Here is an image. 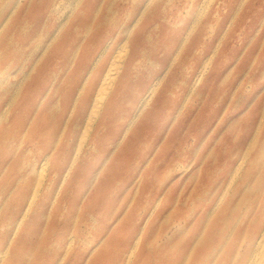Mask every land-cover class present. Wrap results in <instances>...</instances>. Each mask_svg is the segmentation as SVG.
Segmentation results:
<instances>
[{"label": "bare ground", "instance_id": "6f19581e", "mask_svg": "<svg viewBox=\"0 0 264 264\" xmlns=\"http://www.w3.org/2000/svg\"><path fill=\"white\" fill-rule=\"evenodd\" d=\"M118 1H125L127 8L124 12L119 10ZM211 1L202 0V5ZM179 2L181 4L178 6ZM198 2L199 0H0V264H131L140 254L150 256L154 250L170 248L176 237L189 232L188 229L191 231L192 241L180 246L181 251L187 250L186 256L176 257L172 264H195V257L209 248L214 223L217 226L219 222L215 220L212 230L197 244V236L203 233L200 230L212 223L214 212L221 206L231 183L239 175L249 156V148L264 142V67L254 75L261 81V87L256 99L252 98L254 101L249 109L251 115L246 119V124L240 116L239 121H233L229 136L234 134L235 139H229V136L225 138L228 145L225 153L220 151L222 154L216 155L211 143L200 152L201 144L206 145V141L199 143L195 148L197 164L185 176L180 192L171 195L170 190H167V193H161L158 198H150L146 202V215L140 225L128 224V215L126 218L124 214L129 204L145 187L136 180V175L139 179L142 178L139 175L143 174V170L138 166L144 161L140 159L136 162L133 168L135 179L133 177L117 181L116 177V171L129 161L128 150L136 148L144 137L143 124L148 123L155 115V111L149 110V106L162 79L156 75L157 78L150 84L148 82L146 87H131L128 84L131 74L140 64L130 47L149 36L147 32L134 35V31L141 28V21L149 16L158 15V19L165 20L169 14L177 15L180 10L185 15L193 14L203 7H195ZM155 21L148 25V31L158 27ZM100 26L108 29L101 45L88 60L84 59L81 64L73 67L74 71L70 73L75 58L87 45L84 42L86 35ZM188 36L189 33L186 32L181 37L178 49L185 46ZM56 48L61 49L63 76L59 74V79H55L56 83L52 82L49 93L53 94L44 99L46 106L38 113L44 101L27 99V96L36 90L35 72L50 67L52 58L56 56ZM71 49H75V52L64 58ZM151 59L149 60L152 61ZM207 63L208 61L200 66V73L206 69ZM49 79L44 80L45 83ZM65 80L71 85L70 88L53 102L59 82L63 83ZM243 81L235 88L242 87ZM122 88L127 90L125 96L129 107H122L118 122L107 128L104 137L101 132L109 124L111 112L118 109L116 107L122 98L119 96ZM229 94L233 95L234 92L230 91ZM234 123L236 124L233 126ZM130 133L133 134L132 137L126 140ZM33 142H36L34 148L30 145ZM86 149L91 151L87 166L82 159ZM219 156H222L219 159L223 163H233V167L228 166L224 170L223 178L214 188L205 186L198 191L206 194L207 200L201 211L193 215V208L186 201L200 194L194 192V189L202 185V180L207 179L205 173L209 171L211 162ZM146 164L147 162L144 165ZM227 179L229 181L226 184ZM116 188L122 193L119 198L111 199V202L108 195ZM90 190L92 192L88 194ZM67 191L70 194H66ZM60 195L62 196L59 198ZM101 201L107 203L103 207L105 216L103 221L94 225V208L102 205ZM165 204L170 208L163 215L161 227L152 230L151 217ZM223 212L221 210L220 214ZM180 215L184 225L176 231L178 234H168L169 219ZM120 221V227L114 229L115 224ZM82 223L86 229L92 230L91 241L82 236L79 228ZM257 226L259 231L248 264H257L258 259L259 264H264V218L260 224H255V228ZM151 239H162L163 245L153 250L144 247ZM91 258L93 259L89 263Z\"/></svg>", "mask_w": 264, "mask_h": 264}, {"label": "rangeland", "instance_id": "374dc122", "mask_svg": "<svg viewBox=\"0 0 264 264\" xmlns=\"http://www.w3.org/2000/svg\"><path fill=\"white\" fill-rule=\"evenodd\" d=\"M228 1L212 0L209 4H205L204 6L202 5V0H199L195 7L198 8V6H203L201 7L203 10L198 8L193 14L188 13L186 15L183 10H180V13L177 15L173 16L169 14L165 19L166 21L161 18L158 19V15L149 16L145 21H141L140 25L142 29L139 27L140 29L137 28L139 31H134V35H143V33L147 32L148 34H146L149 36L146 35L148 37L146 40L140 41L136 43L135 46L130 47L135 57L139 58L137 60L140 61V64L134 69L129 78L128 84H131V87H146L148 82L150 84V82L157 78V76H161L162 79L157 89L158 92L154 94L149 106V110H154L155 115L152 119L147 121L148 123L143 124L145 135L140 139L136 148L128 150V155L130 157L129 161L116 171L117 181H125L128 178L131 179L136 175V173L133 174V168L137 164L136 162L140 159L144 161L141 166H138V168L143 170V174L139 175V177L141 176L142 178L139 179L138 175H136L137 178L134 177V179L136 178V180L140 181L139 183H142L145 187L141 193L136 195V198L129 204V207H127L125 211L126 213L124 214V217L128 215V224L131 223L134 226L141 224V220L146 215V202L148 203L150 198H158L161 193H167V190H170L171 195L180 192L182 181L186 178L185 176H188V173H190L197 164V160H195V148L199 146V143L206 141V145L205 143L201 144L200 149H202L200 152L204 151L207 145L211 143V145L213 144L214 146L213 150L216 151V155H218L220 151L223 153L228 146L225 138H228L229 136V128L232 126L233 121H239L241 117L243 123L246 124V119L251 115L249 109L254 101L252 98L256 99L257 95L260 93L259 90L261 87V81H259L254 75L258 70L264 67V0ZM118 3L119 10L124 12L127 8L125 1L122 3L118 1ZM180 4L181 2L177 3L178 6ZM215 14L216 16H214ZM194 18L196 19L194 20ZM154 19L157 20L155 21ZM154 21L155 24L158 25L156 28L157 30L148 31V25L153 24ZM147 22H149V24H147ZM174 22H176L175 25ZM170 26H172V28ZM105 27L106 26L95 27L89 31L84 40L87 45L83 50H80L79 55L75 58L74 63L72 64L74 66H71V69L69 70L70 73L74 71L76 66L81 64V61L84 59L88 60L101 45L107 34L106 30H108L105 29ZM145 27L146 29H144ZM186 32L189 33V36L187 37L185 46L178 49L179 40ZM211 46L212 48L210 49ZM60 50L61 49H57V51H55L56 56L54 55L52 58L50 67H45L42 71L35 72L34 76H37L36 90L35 92H31L27 96V99L36 98V100L38 99L41 102L53 94L52 92L49 93V89L52 86V82L56 83L55 79H59V74L62 75L61 70H63L62 68L64 67L60 61L62 55ZM74 52L75 49H71L64 58H67L68 54ZM207 61L206 69L200 73L202 65ZM47 70L48 73H46ZM49 73H51V75H49ZM47 76L48 78H46ZM224 78L227 79L224 80ZM46 79H49L48 83H45L44 80ZM130 79L132 80L130 81ZM241 81H243L241 84L242 87L238 89L235 88ZM70 86L68 81L66 82L65 80L63 83L60 81L59 89L57 92L55 90L52 101L54 102L57 97H62L63 94L68 91ZM170 86L172 87L170 88ZM230 91L234 92V94L230 95ZM126 93V88L120 90L119 96L122 97L120 102L123 104L119 102L116 107L118 109L111 112L109 117L110 125L106 124L101 132V135L103 134L102 136H106L105 132L109 126L116 125L122 107L126 106L125 108L128 109L129 106L127 104H129V102L126 101ZM170 97H172V99ZM246 98L247 100H245ZM210 99L211 101H209ZM45 106L46 102L44 101L38 110V113H40L41 109ZM235 124L236 123H234L233 126ZM167 127L170 128L168 129ZM262 134V138L264 139V130ZM132 135V133L128 134L126 140L130 139ZM231 136L232 137L229 136V139H235L234 134ZM35 144L36 142H33V144L31 143L30 145L34 148ZM90 152L91 151L87 149L83 151L82 159L85 161L83 164L86 166L90 163ZM135 157L136 159H134ZM220 157L222 156H219L211 162L209 171L205 173L207 179L204 181L202 180V185H198L196 189H194V192L197 193L205 186L207 188L210 187L209 189L214 188L223 178L224 170H226L228 166L230 168L233 167V163H227V161L223 163V161L220 160ZM192 158L194 159L193 161ZM145 160H147L146 165H144L146 163ZM129 163L131 164L129 165ZM228 181L229 179H227L225 183L227 184ZM91 192L92 190H90L88 194ZM121 193L122 192H120L118 188L114 189L110 192V195H108L110 201L111 199L119 198ZM66 194H70V191H67ZM62 195H60L59 198ZM202 195V193L198 196L194 195L193 198L190 197V199L186 201V203L193 208L191 214L194 215L195 213H199L204 206L203 203L207 200V196L206 194ZM104 204L107 203L102 202V205H98L94 208V215L92 217L96 220L94 225L104 219ZM108 204L110 206V203ZM169 205L165 204L163 207L160 206L153 213L150 221V225H153L152 230L161 227L162 220L164 219L163 215H165L170 208ZM221 210H224L222 214H220ZM187 213L189 214L188 209ZM180 217L181 215L169 219L170 222L168 225L170 226L167 229L168 234L174 232V235L178 234L176 231L185 223L182 222ZM263 218L264 142L249 148V156L244 161L239 175L231 183L221 206L214 212L212 223L200 230L203 233L197 236L195 241L197 244L202 241L203 237L210 231V229L212 230L211 227L215 220L216 222H219L217 226L215 225L216 223H214L215 229L212 231L211 242L209 241L208 245L209 248L200 252L195 257V264H248L253 250V243L259 231L258 226L255 228V224H260ZM120 222L115 224L114 229L120 227V224H122V222ZM79 228L82 236L85 237L87 241H91L93 235L92 230L88 228L86 229V227L83 226V223L80 224ZM188 230L189 232L186 231L177 236L170 248H162L158 251L154 250L150 256L140 254L134 258L131 264H172L176 257L184 256L185 258L187 250L181 251L180 246L181 244L191 243V231L190 229ZM249 239L251 240V243H249ZM159 245H163L162 239H151L146 245H144V247L146 246L153 250L158 248ZM262 255H264V250L262 251ZM92 259L93 258L89 260V263ZM257 261V264H259L260 259Z\"/></svg>", "mask_w": 264, "mask_h": 264}]
</instances>
